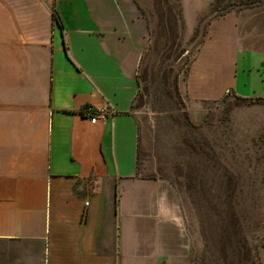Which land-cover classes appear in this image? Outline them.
Masks as SVG:
<instances>
[{"label":"crops","instance_id":"crops-1","mask_svg":"<svg viewBox=\"0 0 264 264\" xmlns=\"http://www.w3.org/2000/svg\"><path fill=\"white\" fill-rule=\"evenodd\" d=\"M144 8L136 0H0V243L35 245L39 264H186L169 244L181 216L138 176L132 108ZM257 10L208 24L180 88L189 105L227 91L248 99L237 92L240 24L264 16ZM262 41L253 53L264 66ZM87 105L111 114L91 124ZM141 221L151 229L139 230Z\"/></svg>","mask_w":264,"mask_h":264},{"label":"rangeland","instance_id":"rangeland-1","mask_svg":"<svg viewBox=\"0 0 264 264\" xmlns=\"http://www.w3.org/2000/svg\"><path fill=\"white\" fill-rule=\"evenodd\" d=\"M136 1L148 26L132 108L138 176L156 185L166 207L182 218L169 244L186 264H261L264 99L255 97L264 95V66L253 52L264 43V16H243L240 24L245 51L237 61V92L248 99L227 91L218 101L189 105L180 88L208 24L247 8L244 0ZM254 7L264 10V1ZM148 197L142 192L143 202ZM138 225L151 229L146 221ZM37 257L35 245L0 243V264H39Z\"/></svg>","mask_w":264,"mask_h":264},{"label":"built area","instance_id":"built-area-1","mask_svg":"<svg viewBox=\"0 0 264 264\" xmlns=\"http://www.w3.org/2000/svg\"><path fill=\"white\" fill-rule=\"evenodd\" d=\"M83 116L90 120L91 124H95L98 120L108 117L111 114V111L107 108V106L103 107H93L91 105H87L83 111ZM88 201L85 202V207H88ZM85 215V214H84Z\"/></svg>","mask_w":264,"mask_h":264},{"label":"trees","instance_id":"trees-1","mask_svg":"<svg viewBox=\"0 0 264 264\" xmlns=\"http://www.w3.org/2000/svg\"><path fill=\"white\" fill-rule=\"evenodd\" d=\"M262 1H264V0H244L242 3V6H247V8H252L256 4H260ZM54 17H55L56 21H58L60 26L62 27L60 15L56 11L54 12Z\"/></svg>","mask_w":264,"mask_h":264}]
</instances>
